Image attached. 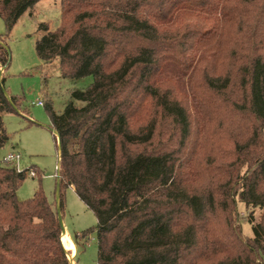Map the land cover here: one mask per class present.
Returning <instances> with one entry per match:
<instances>
[{"label":"trees","instance_id":"obj_1","mask_svg":"<svg viewBox=\"0 0 264 264\" xmlns=\"http://www.w3.org/2000/svg\"><path fill=\"white\" fill-rule=\"evenodd\" d=\"M39 1L0 0L6 31ZM59 1V24L40 25L36 55L56 60L65 79L92 82L71 91L60 113L47 108L58 208L40 184L19 201L27 170L0 161V264H70L58 220L68 187L96 218L79 235L95 232V264H264V0ZM181 17L210 25L179 29ZM8 58L0 36V69ZM169 64L189 74L195 108L164 86ZM1 86L0 74V148L8 139L1 114L19 111ZM218 110L241 130L240 140L228 132L230 160L193 161L201 125L184 160L196 116L213 122ZM237 201L263 210L251 238Z\"/></svg>","mask_w":264,"mask_h":264},{"label":"rangeland","instance_id":"obj_2","mask_svg":"<svg viewBox=\"0 0 264 264\" xmlns=\"http://www.w3.org/2000/svg\"><path fill=\"white\" fill-rule=\"evenodd\" d=\"M59 14V0H41L24 12L9 32L6 31L4 22L0 18V36L5 40L9 56L7 66L0 69V74L4 77V88L7 93L18 100L19 110L1 114L8 139L0 148V161L2 163L3 157L11 152L17 153L20 155L18 163L20 169L31 168L36 174V177L26 174V179L16 191V198L19 201L30 199L40 184L48 201L55 202L58 159L47 108L51 107L54 112L60 113L69 102L71 91L83 90L92 82L91 77L79 80L65 79L60 75L56 60L51 64H43L36 55L34 44L44 34L39 28L40 25H45L49 31H54L59 24ZM209 25L204 19L195 17H181L177 24L179 29L198 26L204 30ZM223 55L226 57L227 54ZM180 68L179 65L169 64L164 69V77L171 81L164 86L170 87L182 104L195 108L187 81L189 74H184ZM198 74L195 76L196 80ZM37 101H42L43 106H36ZM227 117L222 110L216 112L217 120L209 119L213 122L204 123L200 120V115L196 116L192 123V135L188 141L184 160L196 147L197 139L202 137L199 134L200 125L204 130L202 134L204 141L200 142V149L197 147L193 154V161L197 158L203 163L214 158L215 163L230 160L229 150L234 140L241 139V130L226 124ZM214 118L215 116L212 117ZM140 123L141 119L138 117L132 124L137 127ZM232 129V132L237 134L234 140L230 141L228 132ZM62 194L64 207L61 220L77 246L74 262L75 264H95L97 257L95 232L89 233L84 238L79 235L88 229H94L96 218L70 187L66 188ZM262 212L263 210L257 208L247 210L243 203L237 201L238 220L245 237H253L252 226L259 222ZM250 218H252V224L249 222ZM66 240L69 244L66 250L70 257L73 244L67 232Z\"/></svg>","mask_w":264,"mask_h":264},{"label":"built area","instance_id":"obj_3","mask_svg":"<svg viewBox=\"0 0 264 264\" xmlns=\"http://www.w3.org/2000/svg\"><path fill=\"white\" fill-rule=\"evenodd\" d=\"M36 106H43V102L37 101ZM19 161H20V155L17 153H13V152L9 153L2 159V163H4V165L14 168L15 171L17 172H22L24 170L20 169V167L18 166ZM27 173H28V176L30 177H36L35 172L31 168L27 169L26 174ZM55 202L57 205H59V199L56 198Z\"/></svg>","mask_w":264,"mask_h":264},{"label":"crops","instance_id":"obj_4","mask_svg":"<svg viewBox=\"0 0 264 264\" xmlns=\"http://www.w3.org/2000/svg\"><path fill=\"white\" fill-rule=\"evenodd\" d=\"M70 188L74 191V189H73L72 187H70ZM63 225H64V228H65L67 234H68V237H69L70 241H71L72 244H73L72 255H71L70 257L68 256V258L70 259L69 262H70V264H75V262H74V258H75V255H76V253H77V246H76L75 240L73 239V237L70 235L69 231L67 230L66 225H65L64 223H63ZM66 232H65V233H66ZM68 245H69V244H68ZM73 251H74V252H73ZM65 252L67 253V250H66Z\"/></svg>","mask_w":264,"mask_h":264},{"label":"water","instance_id":"obj_5","mask_svg":"<svg viewBox=\"0 0 264 264\" xmlns=\"http://www.w3.org/2000/svg\"><path fill=\"white\" fill-rule=\"evenodd\" d=\"M1 91H2V93L6 94V91H5L4 87H2V86H1ZM54 134L56 135L55 131H54ZM58 181H59V175H58V166H57L56 183H58ZM55 195H56V198L58 199V190H56ZM57 208H58V205H57ZM58 220H59V224H60V227H61V235H62L64 233V231H65V228H64L63 222L61 220V214H60L59 211H58Z\"/></svg>","mask_w":264,"mask_h":264},{"label":"bare ground","instance_id":"obj_6","mask_svg":"<svg viewBox=\"0 0 264 264\" xmlns=\"http://www.w3.org/2000/svg\"><path fill=\"white\" fill-rule=\"evenodd\" d=\"M61 240H62V246L64 248V250L66 251L67 247H68V242L66 240V233L64 231V233L61 235ZM66 253V252H65ZM66 256H67V259L69 260L68 258V254L66 253Z\"/></svg>","mask_w":264,"mask_h":264}]
</instances>
